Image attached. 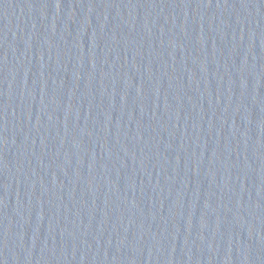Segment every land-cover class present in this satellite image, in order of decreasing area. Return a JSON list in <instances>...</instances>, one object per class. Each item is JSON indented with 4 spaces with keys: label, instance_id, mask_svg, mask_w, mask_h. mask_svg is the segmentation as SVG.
I'll return each mask as SVG.
<instances>
[{
    "label": "water",
    "instance_id": "water-1",
    "mask_svg": "<svg viewBox=\"0 0 264 264\" xmlns=\"http://www.w3.org/2000/svg\"><path fill=\"white\" fill-rule=\"evenodd\" d=\"M0 264H264V0H0Z\"/></svg>",
    "mask_w": 264,
    "mask_h": 264
}]
</instances>
